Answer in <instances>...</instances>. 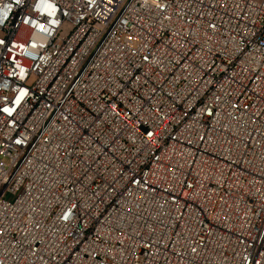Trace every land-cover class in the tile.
Returning a JSON list of instances; mask_svg holds the SVG:
<instances>
[{"label": "built area", "instance_id": "obj_1", "mask_svg": "<svg viewBox=\"0 0 264 264\" xmlns=\"http://www.w3.org/2000/svg\"><path fill=\"white\" fill-rule=\"evenodd\" d=\"M0 264H264V0H0Z\"/></svg>", "mask_w": 264, "mask_h": 264}, {"label": "rangeland", "instance_id": "obj_2", "mask_svg": "<svg viewBox=\"0 0 264 264\" xmlns=\"http://www.w3.org/2000/svg\"><path fill=\"white\" fill-rule=\"evenodd\" d=\"M6 198L11 200V199H13V196L8 195Z\"/></svg>", "mask_w": 264, "mask_h": 264}, {"label": "clouds", "instance_id": "obj_3", "mask_svg": "<svg viewBox=\"0 0 264 264\" xmlns=\"http://www.w3.org/2000/svg\"><path fill=\"white\" fill-rule=\"evenodd\" d=\"M7 15H8V13H7V12H5V13H4V16H5V18L7 17Z\"/></svg>", "mask_w": 264, "mask_h": 264}]
</instances>
